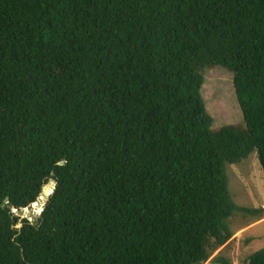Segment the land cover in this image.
<instances>
[{"label": "trees", "instance_id": "16d2710c", "mask_svg": "<svg viewBox=\"0 0 264 264\" xmlns=\"http://www.w3.org/2000/svg\"><path fill=\"white\" fill-rule=\"evenodd\" d=\"M215 69L241 125L214 128ZM254 153L264 0H0V264H205Z\"/></svg>", "mask_w": 264, "mask_h": 264}, {"label": "rangeland", "instance_id": "374dc122", "mask_svg": "<svg viewBox=\"0 0 264 264\" xmlns=\"http://www.w3.org/2000/svg\"><path fill=\"white\" fill-rule=\"evenodd\" d=\"M202 96L215 129L243 124L231 73L221 69L208 71ZM227 175L229 193L238 212L228 220L230 238L217 247L205 264H249L250 257L264 248V171L257 153L239 165H228ZM52 183L49 181L47 186Z\"/></svg>", "mask_w": 264, "mask_h": 264}, {"label": "water", "instance_id": "95a60500", "mask_svg": "<svg viewBox=\"0 0 264 264\" xmlns=\"http://www.w3.org/2000/svg\"><path fill=\"white\" fill-rule=\"evenodd\" d=\"M53 181V183H54V186H55V188H54V191H53V193L51 194V196L54 194V192H55V190H56V187H57V182L55 181V180H52ZM45 197L46 198V203L49 201V199H50V197L51 196H45V194L44 193H42V195H41V197ZM41 199V198H40ZM39 199V200H40ZM46 203H45V205H46ZM32 207H30V208H28V209H23V210H15L14 211V213L16 214V216H18V217H20V218H22V219H26V218H28L27 217V210H30ZM44 209H45V206H44V208H43V210H42V212L44 211ZM42 212L37 216V214H35L34 213V211H33V217H31V219H33L34 221H33V224L34 225H36V224H38V220H39V217L41 216V214H42ZM34 215H35V217H34ZM210 264H217V263H210Z\"/></svg>", "mask_w": 264, "mask_h": 264}]
</instances>
